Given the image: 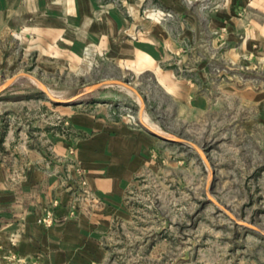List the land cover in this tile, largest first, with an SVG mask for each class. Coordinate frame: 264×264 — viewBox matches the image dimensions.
<instances>
[{
    "label": "rangeland",
    "instance_id": "obj_1",
    "mask_svg": "<svg viewBox=\"0 0 264 264\" xmlns=\"http://www.w3.org/2000/svg\"><path fill=\"white\" fill-rule=\"evenodd\" d=\"M98 3L96 21L115 10L135 24L118 42L146 41L160 24L178 46L159 62L114 59L69 20L12 31L0 47V161L39 150L48 131L72 133L68 111L109 107L154 139L127 193L132 219L106 241L114 264H264V60H232L225 29L206 30L220 0H182L207 14L198 35L157 0ZM33 39L46 50H28ZM188 80L209 96L195 108Z\"/></svg>",
    "mask_w": 264,
    "mask_h": 264
},
{
    "label": "crops",
    "instance_id": "obj_2",
    "mask_svg": "<svg viewBox=\"0 0 264 264\" xmlns=\"http://www.w3.org/2000/svg\"><path fill=\"white\" fill-rule=\"evenodd\" d=\"M98 2L0 0V47L14 30L27 27L40 33L42 25L50 30L52 20L63 19L71 22L66 26L70 32L75 24L82 39L86 36V42L106 47L114 59L159 62L178 46L160 24L146 33L151 37L146 41L118 42L116 38L125 29L129 34L135 31V24L122 21L115 10L102 22L96 21ZM157 2L175 8L183 21L192 24L195 35L202 32L206 13L190 11L182 0ZM220 2L221 9L209 15L206 30L211 34L225 29L230 40L226 56L232 60L248 56L263 61L264 0ZM131 8L135 10L134 4ZM181 28L184 30L185 22ZM35 41L30 40L28 50H46ZM183 89L182 97L192 102L193 108L209 99L198 91L196 82L188 80ZM66 114L72 133L48 131L39 150L28 149L21 156L0 161V264H114L106 241L132 219L127 193L144 165L152 161L154 139L146 130L118 121L109 107ZM76 166L83 171L84 187L79 184ZM49 212L52 222L45 224L41 219Z\"/></svg>",
    "mask_w": 264,
    "mask_h": 264
},
{
    "label": "built area",
    "instance_id": "obj_3",
    "mask_svg": "<svg viewBox=\"0 0 264 264\" xmlns=\"http://www.w3.org/2000/svg\"><path fill=\"white\" fill-rule=\"evenodd\" d=\"M76 172L78 173V180H79V184L82 185V187H84V185L86 184L85 178L83 177V171L79 166H76ZM83 192H87L86 190H84L83 188ZM50 212H49V216L45 217L43 219H41L42 222H44L45 224H51V218H50Z\"/></svg>",
    "mask_w": 264,
    "mask_h": 264
},
{
    "label": "water",
    "instance_id": "obj_4",
    "mask_svg": "<svg viewBox=\"0 0 264 264\" xmlns=\"http://www.w3.org/2000/svg\"><path fill=\"white\" fill-rule=\"evenodd\" d=\"M116 82H118V83H120V84L127 85L126 82H123V81H120V80H116ZM103 84H105V83H98V84H95V85L92 86V89H95V88H97V87H99V86H102ZM136 92H137V91H136Z\"/></svg>",
    "mask_w": 264,
    "mask_h": 264
}]
</instances>
